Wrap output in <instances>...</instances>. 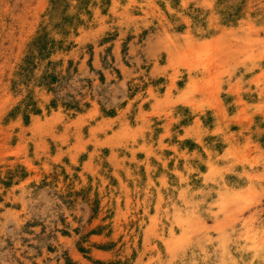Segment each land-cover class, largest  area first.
Instances as JSON below:
<instances>
[{
	"label": "rangeland",
	"instance_id": "374dc122",
	"mask_svg": "<svg viewBox=\"0 0 264 264\" xmlns=\"http://www.w3.org/2000/svg\"><path fill=\"white\" fill-rule=\"evenodd\" d=\"M52 1L0 0V264H264V0Z\"/></svg>",
	"mask_w": 264,
	"mask_h": 264
},
{
	"label": "trees",
	"instance_id": "16d2710c",
	"mask_svg": "<svg viewBox=\"0 0 264 264\" xmlns=\"http://www.w3.org/2000/svg\"><path fill=\"white\" fill-rule=\"evenodd\" d=\"M53 5L56 6L60 0H53ZM64 45L63 40H56L50 37L49 33L42 30V32L38 33L30 42L28 47V51L25 54L22 62L19 64L18 70L16 71V75L18 78L13 79V87L17 89V85L20 83L28 84L31 79L34 77V72L36 69H39L41 64L47 60L45 68L42 71V74L38 77L37 80L39 85L46 86L49 90H53V85L58 82L59 75L52 70L53 62L49 59V57L58 49H62ZM31 89H29V93H31ZM65 107L68 109L81 110L80 104L78 101H68L63 102ZM22 105L24 106L22 108ZM52 106H57V100L54 98L51 101ZM23 112L24 119L26 122L30 119V112L37 113L40 110L37 108L35 101L32 96L28 94V96L23 99L19 105L15 107V112Z\"/></svg>",
	"mask_w": 264,
	"mask_h": 264
}]
</instances>
